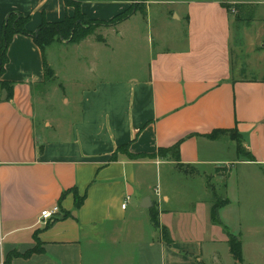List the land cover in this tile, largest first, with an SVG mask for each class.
Returning <instances> with one entry per match:
<instances>
[{"label": "crops", "instance_id": "1", "mask_svg": "<svg viewBox=\"0 0 264 264\" xmlns=\"http://www.w3.org/2000/svg\"><path fill=\"white\" fill-rule=\"evenodd\" d=\"M72 1L99 20L132 2ZM154 3L177 5L155 13L174 22L165 35L155 32L165 46L149 50L146 64L132 63L122 75L114 66L98 67L101 48L115 52L107 36L48 45L44 56L53 71L48 80L32 38L13 36L0 76V264L245 263L243 246L242 262L232 259L210 207L215 197L229 200L232 168L218 175V167L250 166L264 177L263 34L251 27L259 18L252 14V0H145L143 11L135 10L104 34L120 30L119 39L139 36L136 15L149 25ZM223 3L240 6L238 14L247 10L251 19L236 20ZM10 12L28 16L26 29L34 32L43 18L73 15L74 6L65 0H0V44ZM146 37L152 49L155 39L149 31ZM68 46L76 51L73 61L78 57L88 73L76 80L71 98L58 82L53 58L55 47L65 53ZM2 82L11 87L10 95ZM57 95L67 108L55 116L43 104ZM214 129H236L252 159L238 157L235 141L221 139L226 134L204 136ZM177 142L176 160L130 156ZM126 144L127 152L117 151ZM178 181L198 192L179 195ZM72 188L77 198L67 192ZM53 206L60 212L40 221V212ZM153 214L168 230L169 243L154 226Z\"/></svg>", "mask_w": 264, "mask_h": 264}, {"label": "rangeland", "instance_id": "2", "mask_svg": "<svg viewBox=\"0 0 264 264\" xmlns=\"http://www.w3.org/2000/svg\"><path fill=\"white\" fill-rule=\"evenodd\" d=\"M144 1L145 0H132L129 7L137 5L139 6L138 8H142L141 6H143ZM252 3V9L254 11L252 14L259 19L252 23L251 27H254V30L258 28L263 34L261 47L264 49V4L261 3V0H252ZM176 6L177 5H160L154 3L151 8L152 12L148 18L149 25H147L146 17L141 16L139 14L140 12H138L135 19L137 20L136 25L140 32L139 36L131 35L130 37L119 39L120 30H118L119 32L117 33L111 32L104 34L105 28L110 26H96L91 34L95 37H102V35L107 36L108 42L114 47L115 51L111 53L107 48H101V57L98 60V67L107 69V66H114L123 71L127 66H131L132 63L141 62L140 65L146 64L145 61H147V53L149 50L150 52L152 50L155 52L160 46H165V43L158 40L155 32L158 31L160 35L163 36L172 28L174 23L169 22L170 19H168L169 21L161 19L160 14L155 15V13H161V11L165 9L174 8ZM248 8L249 7L246 9ZM232 10L233 9H231L230 14L235 15L236 12ZM241 15L243 18H246L247 10L245 12L242 11ZM261 16L262 18H260ZM237 27L238 26L235 25V31ZM147 31H149L151 40L155 39L153 42L150 41L152 49L151 46L149 49L147 47ZM235 39H237V34ZM65 51L64 53L60 48L55 47L53 58L55 59V64H57L59 68V81L57 79L56 81L64 84L67 89V96L71 98L72 93L75 91L74 87L76 80L88 73L84 68L85 65L79 66L78 57L77 61H73V58L76 57V51L72 46H68ZM64 54L66 55V59L69 58L71 60V64L66 65L65 62L62 61V59H64ZM116 73L122 75V73L125 74L126 71H118ZM46 101L47 102L43 104V108H46V112H50V114H54L55 116H57L62 109L67 108L63 100L60 101L58 95L57 97L55 96V99L51 97ZM73 105L74 104L71 103V106ZM39 107L44 110L40 105ZM40 121L41 116H37L35 122L38 126ZM228 138H230L229 134L221 137V139L225 140ZM229 144L232 145V147L235 146L233 141H230ZM238 157H243V155ZM230 166L232 171L228 179L227 190V197L230 202L224 212L219 211V216L228 229L241 239L245 258L244 264H264V177L256 168L242 165L236 166L234 164L218 167L216 170L218 171V175H225ZM212 174H214V171ZM208 180H210V178ZM176 188L179 195H184V193L193 195L198 192L196 190L192 191L187 189V186L181 183V181H178ZM211 194H209V197ZM198 228L201 229L202 227L198 226ZM227 263L233 264L232 262Z\"/></svg>", "mask_w": 264, "mask_h": 264}, {"label": "trees", "instance_id": "3", "mask_svg": "<svg viewBox=\"0 0 264 264\" xmlns=\"http://www.w3.org/2000/svg\"><path fill=\"white\" fill-rule=\"evenodd\" d=\"M65 3L68 5L74 6V13L71 16H65L63 19L59 21H47L44 18L38 25L37 29L34 32H30L26 29V24L29 21L28 16H24L18 12H10L5 19L3 20L1 26V44H0V76L4 72V66L7 63V50L12 41V38L15 34H22L26 36H30L33 42L39 47L42 53V60H43V70L45 80L50 79L53 76V71L46 63V59L44 56L45 48L53 43L54 41H68V42H79L80 40L84 39L86 36L90 35L93 32V29L99 25H107V26H114L119 22L125 20L128 16H130L135 10H142V8H138L139 6H131L127 8L125 11L115 15L109 20H99V19H91L87 17L84 13L81 12L79 4L76 1L72 0H65ZM227 12L230 14L231 9H233L236 14L235 19L242 21L246 20L249 21L251 16H247L243 18L242 15L238 14L240 11V6L236 4H225L222 5ZM98 40H102L101 37H97ZM2 87L5 88L10 95L11 87L8 85L7 82L1 83ZM229 134L230 138L235 141L236 143V153L238 156L243 155V157H247L248 159H252V155L247 152L243 145H242V137L237 132L236 129H214L211 132L205 134L204 136L208 139L214 140L218 138L220 135ZM179 142L176 144L169 146V147H159L156 152L150 154H130L132 158H141V157H162V158H169L176 160L178 149H179ZM124 150L127 152L128 145H123L117 148V151ZM68 191H73L75 194V198L77 195L75 193V189H69ZM81 202V200H77V205ZM229 200L227 198H218L215 197V200L212 202L210 207V219L214 224L220 225L224 230L227 236V244L229 248V253L232 259L235 262H242V243L240 238L233 234L225 223L221 220L219 216V211L224 206L228 205ZM152 222L156 228H159L162 234L163 239L169 243L170 237L168 234V230L164 226H160L159 221L156 215H152ZM13 256L12 254H9ZM17 255V254H15ZM10 257V256H9ZM8 258V256H7Z\"/></svg>", "mask_w": 264, "mask_h": 264}, {"label": "built area", "instance_id": "4", "mask_svg": "<svg viewBox=\"0 0 264 264\" xmlns=\"http://www.w3.org/2000/svg\"><path fill=\"white\" fill-rule=\"evenodd\" d=\"M128 199H129V196H126L125 201L121 204L122 208H125ZM59 212L60 211H59L58 206H53L50 209H44L40 212V217H39L40 221L52 220L54 216L57 215Z\"/></svg>", "mask_w": 264, "mask_h": 264}]
</instances>
